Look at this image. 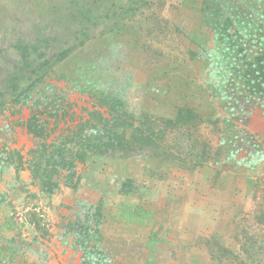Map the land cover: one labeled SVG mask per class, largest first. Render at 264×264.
Segmentation results:
<instances>
[{
    "label": "rangeland",
    "instance_id": "374dc122",
    "mask_svg": "<svg viewBox=\"0 0 264 264\" xmlns=\"http://www.w3.org/2000/svg\"><path fill=\"white\" fill-rule=\"evenodd\" d=\"M200 3L153 0L121 36L87 45L73 77L105 86L134 117L175 120L181 110L194 112L202 123L189 129L190 138L176 129L172 158L157 157L160 152L92 156L77 166L71 183L56 178L57 189L42 194L26 164L34 146L25 129L29 111L13 102L16 82L0 76L2 264H94L95 250L104 264H264V107L252 103L235 134L223 122L210 77L214 33ZM32 7L61 15L56 0H0V58L11 62V72L23 64L19 40L35 43L34 66L46 58L40 38L47 31L43 17L40 31L32 26ZM74 67H56L46 80L63 86L60 75ZM88 100L73 93L77 114Z\"/></svg>",
    "mask_w": 264,
    "mask_h": 264
},
{
    "label": "trees",
    "instance_id": "16d2710c",
    "mask_svg": "<svg viewBox=\"0 0 264 264\" xmlns=\"http://www.w3.org/2000/svg\"><path fill=\"white\" fill-rule=\"evenodd\" d=\"M64 1L56 0L61 13L58 19L50 11L39 14L34 7L30 10V22L36 31H40L39 17H43L47 31L40 38L45 44L42 64L34 66V59L30 62L29 52L36 50L31 40L16 42L15 50L23 64L14 65L12 72L11 62L0 58V76L17 83L13 102L29 111L25 129L34 146L26 164L42 194L57 189L56 178L71 183L77 166L92 156L128 158L160 152L157 157L172 158L169 150L174 149L170 144L176 129L190 138L189 129L202 123L187 109L178 110L175 120L134 117L123 100L105 86L79 84L73 79L75 71L83 68L77 56L87 45L106 35L121 36L132 28L129 25L134 17L142 15L139 11L151 8L153 0H140L141 6L135 0H125L124 5L111 8L104 5L106 0ZM198 10L214 33L217 52L214 50L211 56L214 69L210 77L217 86L214 94L223 107V122L229 123L235 134L240 131L237 124L243 126L244 118L252 113L253 104L264 107V0H201ZM110 14L112 21L107 18ZM57 38L59 47L52 44ZM70 64H75L73 70L68 68L72 73L60 75L63 86L46 80L56 67ZM22 79L27 82L20 89ZM73 93L89 99V107L83 108L82 114L76 113ZM3 202L0 191V205ZM92 255L94 264H104L100 252L95 250Z\"/></svg>",
    "mask_w": 264,
    "mask_h": 264
}]
</instances>
